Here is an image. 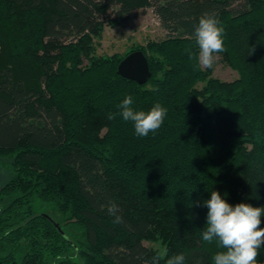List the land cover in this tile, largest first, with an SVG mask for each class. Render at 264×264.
Segmentation results:
<instances>
[{
    "label": "trees",
    "instance_id": "trees-1",
    "mask_svg": "<svg viewBox=\"0 0 264 264\" xmlns=\"http://www.w3.org/2000/svg\"><path fill=\"white\" fill-rule=\"evenodd\" d=\"M149 7L167 34L136 48L152 71L139 84L117 72L135 50L96 55L94 38ZM206 12L237 79L195 58ZM127 95L167 109L155 133L107 118ZM2 170L0 264H153L145 241L213 264L221 249L201 235L211 191L264 206V0H0Z\"/></svg>",
    "mask_w": 264,
    "mask_h": 264
},
{
    "label": "clouds",
    "instance_id": "clouds-1",
    "mask_svg": "<svg viewBox=\"0 0 264 264\" xmlns=\"http://www.w3.org/2000/svg\"><path fill=\"white\" fill-rule=\"evenodd\" d=\"M195 43L198 55L195 58L205 67H212L215 54L224 51V29L218 18L212 13L200 15L194 28ZM189 58L193 53L189 51ZM133 97L127 95L117 105L119 111L110 113L108 119L121 116L125 122H131L138 137H146L155 133L163 124L167 109L160 103H155L149 110H137L133 106ZM206 206V224L202 231V240L211 244L218 242L221 251L216 252L213 264H258L259 249L264 247V227L261 220L264 217V206L256 207L250 203L239 202L234 206L224 199L220 192L212 190L210 198L203 202ZM116 206H109L112 214ZM117 217L114 222H119ZM167 257V250L157 252L153 264ZM182 253L167 257L166 264H185Z\"/></svg>",
    "mask_w": 264,
    "mask_h": 264
},
{
    "label": "rangeland",
    "instance_id": "rangeland-1",
    "mask_svg": "<svg viewBox=\"0 0 264 264\" xmlns=\"http://www.w3.org/2000/svg\"><path fill=\"white\" fill-rule=\"evenodd\" d=\"M167 31L161 26L158 17L151 7L145 10L138 9L131 14L130 19L115 26L104 27L101 35L94 38L96 55H125L137 50L138 47H147L150 42L157 41L166 36ZM212 77L232 81L237 79L238 72L215 55ZM205 68V66H202ZM202 84H198L201 86ZM5 170L0 172V179H4ZM43 213L49 214L53 219L59 220L60 213L53 206H44ZM145 245L158 251L165 250L160 241H145Z\"/></svg>",
    "mask_w": 264,
    "mask_h": 264
},
{
    "label": "water",
    "instance_id": "water-1",
    "mask_svg": "<svg viewBox=\"0 0 264 264\" xmlns=\"http://www.w3.org/2000/svg\"><path fill=\"white\" fill-rule=\"evenodd\" d=\"M117 72L122 77L134 80L139 84L147 83L152 76L148 58L142 50H135L126 55L120 61ZM56 226L62 231L58 223Z\"/></svg>",
    "mask_w": 264,
    "mask_h": 264
}]
</instances>
